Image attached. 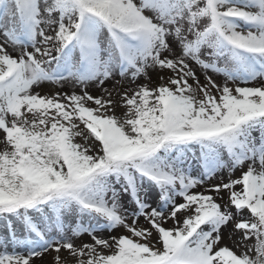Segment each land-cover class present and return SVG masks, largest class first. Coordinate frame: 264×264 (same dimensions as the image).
Masks as SVG:
<instances>
[{"label":"snow or ice","instance_id":"1","mask_svg":"<svg viewBox=\"0 0 264 264\" xmlns=\"http://www.w3.org/2000/svg\"><path fill=\"white\" fill-rule=\"evenodd\" d=\"M38 261L264 264V0H0V264Z\"/></svg>","mask_w":264,"mask_h":264},{"label":"rangeland","instance_id":"2","mask_svg":"<svg viewBox=\"0 0 264 264\" xmlns=\"http://www.w3.org/2000/svg\"><path fill=\"white\" fill-rule=\"evenodd\" d=\"M45 91H47V87H45ZM94 94H95V93H94ZM236 175H239V173L237 172ZM51 259H52V257L49 256V257H48V260L51 261ZM37 264H39V261L37 262Z\"/></svg>","mask_w":264,"mask_h":264}]
</instances>
